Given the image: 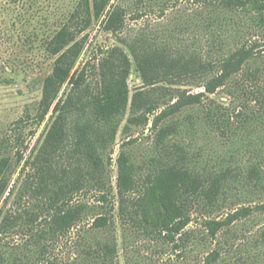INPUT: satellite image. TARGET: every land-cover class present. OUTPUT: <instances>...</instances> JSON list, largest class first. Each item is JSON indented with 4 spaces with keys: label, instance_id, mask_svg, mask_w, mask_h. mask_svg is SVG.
Returning a JSON list of instances; mask_svg holds the SVG:
<instances>
[{
    "label": "trees",
    "instance_id": "trees-1",
    "mask_svg": "<svg viewBox=\"0 0 264 264\" xmlns=\"http://www.w3.org/2000/svg\"><path fill=\"white\" fill-rule=\"evenodd\" d=\"M124 1L81 0L69 19L47 39L46 53L54 63L52 73L43 80L36 122L46 120L81 57L86 37H79L103 17L106 31L124 28L128 10ZM146 1L133 3L139 7ZM222 1L209 9L207 25L212 28L213 37L212 50L207 55L188 54L186 49L174 53L168 48H151L146 43L138 48L135 42L128 43L141 79L146 87L152 88L148 92L141 89L132 101L127 83L131 61L119 48H114L101 63L100 89L94 92L89 85L72 84L38 144L35 157L38 184L34 193L37 205L24 215L0 210V237L13 233L29 235L18 251L7 250L0 240V264H33V261L36 264H118L117 237L102 213L78 237L72 256L62 259L56 255L62 238L94 208L104 209V205L93 208L65 204L86 190L107 193L106 159L111 164L112 154L108 149L115 143L129 106L132 116L124 130L128 131L131 126L146 127L158 108V100L169 97L172 102L180 97V89L172 86L193 85L204 89L178 103L175 112L202 105L205 97L226 89L229 105L212 100L202 122L226 140L230 151L218 166L199 167L196 157H190L178 145H168L178 132L177 127L162 125L157 139L162 153L145 176L124 151L120 152L117 178L120 214L164 234L180 249L186 235L182 232L191 222L194 208L210 215L220 211L231 197L264 194V0ZM226 32L232 37L246 32V37L234 49H228L223 37ZM114 58H118V63L110 61ZM164 83L172 88L162 87ZM65 154L75 163L57 170L56 156L63 158ZM10 172V159L1 158L0 201L9 190ZM249 212L251 209H245L229 217ZM260 212L264 215V203ZM176 235H181L179 242L175 241ZM261 248L264 250V227Z\"/></svg>",
    "mask_w": 264,
    "mask_h": 264
},
{
    "label": "rangeland",
    "instance_id": "rangeland-1",
    "mask_svg": "<svg viewBox=\"0 0 264 264\" xmlns=\"http://www.w3.org/2000/svg\"><path fill=\"white\" fill-rule=\"evenodd\" d=\"M80 1L0 0V159L8 157L11 162L9 190L0 201V210L4 212L24 215L37 205L34 193L38 184L35 178L38 144L44 139L55 109L65 101L73 83L78 82L84 87L89 85L94 92L100 89L101 63L109 58L114 48H119L131 61L127 83L132 101L141 89L148 92L152 88L146 87L141 79L128 43L135 42L138 48L146 43L151 48H168L174 53L186 49L188 54L207 55L212 50L213 37L212 28L209 29L207 25L209 9L215 3H223L222 0H147L136 7L134 0H126L128 10L122 30L106 31L103 17L79 37H86L82 55L46 120L38 123L35 116L42 96L43 80L52 73L54 63L47 56L46 41L69 19ZM236 22L240 20L237 18ZM245 34L242 32L232 37L231 33L226 32L223 37L227 40L228 49H234L246 37ZM161 86L168 85L164 83ZM172 87L180 89V97L172 102H169V97L158 100V108L150 116V123L146 127L131 126L128 131L124 130L132 116L129 106L115 143L108 149L112 154L111 164L106 159L109 166L107 193L86 190L65 204L66 207L84 204L93 208L104 205V209L94 208L82 223L62 238L56 252L59 258L73 255L78 237L95 221L96 215L102 213L110 221L117 237L118 264H264V250L261 248L264 215L260 212L264 194L231 197L220 211L210 215H203L201 209L194 208L191 222L182 232L186 235L180 241V249L175 248V244L164 234L120 214L117 190L120 152L124 151L145 176L162 153V147L157 145L162 125L177 127L178 132L168 141V145H178L190 157H196L200 162L199 167L207 165L210 169L218 166L230 151L226 140L202 122L205 109L212 100L229 105L226 89L221 88L209 98L205 97L202 105L175 112L178 103L204 92V89L193 85ZM154 95L157 99V92ZM157 123L158 127H155ZM72 162L75 163L67 159L66 154L63 158L56 156L55 168L64 169ZM245 209H251V212L240 213L236 218L229 217ZM28 237L26 233H13L1 236L0 240L7 250L18 251ZM180 237L176 235L175 241L179 242ZM32 263L36 264L35 261Z\"/></svg>",
    "mask_w": 264,
    "mask_h": 264
}]
</instances>
